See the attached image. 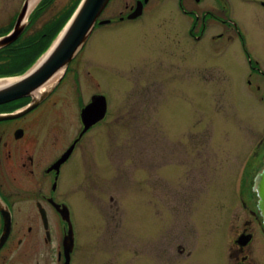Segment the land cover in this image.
<instances>
[{"label": "rangeland", "instance_id": "374dc122", "mask_svg": "<svg viewBox=\"0 0 264 264\" xmlns=\"http://www.w3.org/2000/svg\"><path fill=\"white\" fill-rule=\"evenodd\" d=\"M24 1L0 0V25L13 24ZM76 1L49 0L34 9L13 70L28 67L43 50L44 33ZM126 1L111 0L101 18L112 24L91 36L65 80L77 69L93 74L113 110L107 124L82 139L76 169L63 182L78 215L77 264H223L230 221L243 223L242 200L250 201L264 162V79L249 74L239 39H213L222 32L218 21L196 41L186 35L189 21L175 0H165L153 20L122 27ZM235 3L246 48L264 72V26L253 27L251 18L257 14L264 24V8ZM71 101L72 94L64 122L78 119ZM66 128V139L77 132L71 123Z\"/></svg>", "mask_w": 264, "mask_h": 264}, {"label": "flooded vegetation", "instance_id": "af4514ba", "mask_svg": "<svg viewBox=\"0 0 264 264\" xmlns=\"http://www.w3.org/2000/svg\"><path fill=\"white\" fill-rule=\"evenodd\" d=\"M163 1L127 0L125 15L121 14L119 25L133 26L146 19L153 20L161 12ZM236 2L242 7L257 3L264 8V0ZM111 3L109 0L102 13ZM175 9L189 21L186 35L196 41L202 40L210 25L218 21L222 32L213 39H239L251 65L249 74L255 75L257 80L264 79L256 58L246 48V26L235 15V0H214L213 4L207 0H175ZM102 13L98 22H107L97 23L91 36L101 25L112 24V19L101 18ZM32 16L18 39L0 47V90L24 72L13 70L11 66L17 45H21L19 41L33 24ZM17 17L18 13L13 24L0 25V38L11 32ZM251 18L253 27L256 22V26H264L257 14H252ZM72 69L70 64L66 74L51 84L53 86L45 96L32 92L0 102V264H77L81 243L78 215L72 201L63 193V182L67 172L76 169L82 139L103 123L107 124L113 110L108 94L99 91L103 89L102 84L93 74H79L77 69V74H72L73 78L65 82ZM247 82L251 84L250 80ZM70 94L78 119L64 122V101ZM94 97L106 100L104 115L85 130L83 109ZM66 123H71L73 128L76 125L77 131L68 139L65 138ZM93 191L94 188L88 196L91 211L96 202ZM80 199L85 203L86 198ZM257 202L258 196L252 191L249 202L242 200L246 213L243 223L236 225L231 219L229 243L220 253L223 264H264V223L257 212ZM180 248L185 252L183 247ZM193 253L187 250L185 255L190 258Z\"/></svg>", "mask_w": 264, "mask_h": 264}, {"label": "water", "instance_id": "95a60500", "mask_svg": "<svg viewBox=\"0 0 264 264\" xmlns=\"http://www.w3.org/2000/svg\"><path fill=\"white\" fill-rule=\"evenodd\" d=\"M36 4V6L40 3ZM109 0H81L69 17L53 43L27 71L16 76L0 90V102L26 96L32 92L45 96L51 89L46 85L58 72L59 79L66 73L71 61L83 49L97 23L103 24L107 20L98 22L100 14ZM30 0H25L18 14L11 32L0 38V47L6 46L18 39L30 22V15L35 9L29 10ZM45 55V56H44ZM44 56L40 63L39 60ZM56 79V80H57ZM2 86H0L1 88ZM41 90H44L43 92ZM106 100L94 97V100L83 109L85 130L104 115ZM94 110L96 114H94ZM252 189L258 196L257 212L264 223V162L254 175ZM72 241V239H71ZM68 251V250H67ZM69 251L67 254L69 255ZM68 264V262L66 263Z\"/></svg>", "mask_w": 264, "mask_h": 264}, {"label": "trees", "instance_id": "16d2710c", "mask_svg": "<svg viewBox=\"0 0 264 264\" xmlns=\"http://www.w3.org/2000/svg\"><path fill=\"white\" fill-rule=\"evenodd\" d=\"M49 1V0H42L41 3L39 5L42 4V6L40 8H43V6H45V3ZM79 0L76 1V3H74L69 9H68V12L66 13V15H64L63 19H62V23L59 25L56 26V24L51 28L49 29L48 31H46L44 33V38H43V50L40 52V53H35L33 54L28 60V67L32 64V62L42 53L44 52L48 47L49 45L51 44V42L53 41V39L57 36V34L59 33V31L62 29V27L65 25V23L67 22V20L69 19V17L71 16L72 12L74 11L77 3H78ZM39 7V6H38ZM37 7V8H38ZM39 13V12H38ZM34 14H36V12H34ZM34 14H33V18H32V22L34 21ZM25 70V69H24ZM22 70V71H24Z\"/></svg>", "mask_w": 264, "mask_h": 264}, {"label": "bare ground", "instance_id": "6f19581e", "mask_svg": "<svg viewBox=\"0 0 264 264\" xmlns=\"http://www.w3.org/2000/svg\"><path fill=\"white\" fill-rule=\"evenodd\" d=\"M38 2H39V0H30L29 10H32L36 6V4ZM44 56L39 60L38 63H40L42 61V59L44 58ZM61 72L62 71L58 72L57 75H55L50 81H48L45 86L50 85L52 82H54L57 79V77L59 76V74H61Z\"/></svg>", "mask_w": 264, "mask_h": 264}]
</instances>
